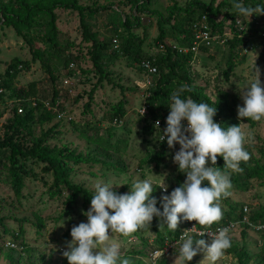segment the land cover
Returning a JSON list of instances; mask_svg holds the SVG:
<instances>
[{
	"label": "rangeland",
	"instance_id": "374dc122",
	"mask_svg": "<svg viewBox=\"0 0 264 264\" xmlns=\"http://www.w3.org/2000/svg\"><path fill=\"white\" fill-rule=\"evenodd\" d=\"M189 1L176 0L181 8H184ZM195 1L208 4L211 0ZM214 2L215 5L223 4L222 11L214 19L215 23L222 22L225 13L235 10L233 0H214ZM256 3L257 1L253 2V4ZM142 4L144 6L140 8ZM253 4L249 3V6L252 7ZM261 4L264 6V0H261ZM79 5L84 9L98 10L96 14L87 13L86 16H89L90 19H86V23L91 26L92 32L100 42H111V51L117 50L120 46L119 41L115 44L112 43L114 40L113 29L116 26L121 27L122 22L125 21L136 25L133 31L139 40L143 41V50L148 54H154L157 53L155 43L158 34L157 22L159 19L167 17L172 2L171 0H80ZM56 15L59 30L58 41L62 49L66 48L62 54V56H66L70 51L76 52L81 44L80 15L77 12L61 9L56 10ZM252 16L256 18V21L253 22L251 17L248 19L246 16L237 20L241 24L243 23L242 25L247 29L250 27L264 29V15L253 14ZM250 36L252 40L247 48H251V50L247 54H243L241 49H237L238 52L236 50L238 56L235 58V66L227 79L224 74L228 67L226 63L229 55L226 43L224 45L216 44L210 50L193 56L188 72L192 78V84L203 88L204 96L202 97L204 99L213 103L218 92H223L228 95L231 102L235 100L233 115L227 121L232 124L239 122L244 131L250 134L244 146L258 159L262 156L259 150L264 148V118L260 121L248 118L247 121L245 118H239L237 111L238 105L243 106L242 91L255 79L254 63L260 68V80L264 85V60H258L262 51L257 45V38ZM167 41L170 42L169 39ZM32 42L34 49L44 50L45 46L40 41L39 32L34 33ZM242 56L244 59L240 62ZM46 58L51 60L50 54H47ZM12 59L30 61L29 48L11 28L0 23L1 83V74ZM50 62L52 72L56 77L53 83L38 62L31 63L29 70H21L14 82V87L18 88H25L29 83L35 82L37 95L28 99V107H34L36 103H40L46 112L54 116L51 123L42 126L35 124L30 127L31 133L27 130L22 131L19 140L24 147L30 146L41 130L58 123L60 125L58 134L49 141L50 145L68 147L77 153L93 156L112 166L123 168V171H105L97 168L75 167L71 177L74 184L94 192L95 184L109 183L116 185L113 186V191L125 194L131 192V185L137 179H150L154 184L151 197L160 201L162 196L158 186L163 181L168 187L174 189L184 183L186 173L179 171L178 165L173 162L175 152L179 150L180 145L176 144L174 148H169L167 138L164 157L158 168L154 164H140L141 159L148 152L161 149L156 146V133L152 136L143 133L142 129L146 126L147 120L139 114L146 98V89L149 87L145 85V82H152L155 79L153 76H146L132 67L128 60L120 58L111 64L108 70L116 82L126 89L124 94L119 89H112L111 86L103 83L93 92L92 97H89V93L97 81L92 73L82 72L80 67V71L71 75L68 74L64 65L55 60ZM81 66L87 67V63L81 64ZM54 88L58 92L55 106L51 101ZM122 97L126 99L125 114L121 119V124L115 125L114 119H112L113 110ZM20 104L13 91L2 89V93H0V138L7 130L13 109H22ZM86 122L92 126L88 132L91 141L79 132L78 127ZM95 133L103 138L109 135L111 144L122 140L125 145L120 146L117 152L108 150L106 146L94 142ZM219 157L223 160L222 156ZM208 166H211L210 160ZM215 166L219 168L218 164ZM31 168L29 176L24 181L22 197L18 200L8 184L4 168L0 165V217L24 220L23 223L6 220L5 224L10 233L4 237L0 233V264H63L68 261L62 252L66 250V243L72 240L71 229L81 222L87 223V217L83 215V212L89 210L90 206L83 209L78 204L72 212H68L64 198L52 199L49 197L48 188L51 184V176L42 171V166ZM261 184L260 181H254L247 192L235 191L231 188V195L222 198L223 209H226L225 200L235 206L246 204L251 210L263 206L264 186ZM241 231H235L233 234L234 238L230 248H243L253 256L258 254L264 245V233L260 234L250 229ZM20 232L19 237L21 238L20 242L24 244L23 248L11 241L12 233L19 234ZM109 235H112V239L120 243L122 258L130 259V264H153L152 257L155 251L151 250L154 248L152 242H154L155 232L150 227L147 228L146 235L139 232L126 237L119 233L112 234L111 230H109ZM144 238L147 239L149 245L153 244L149 249H145L144 244H141ZM10 244L14 247H11ZM181 244L174 246L168 252H163V256L158 258L155 264H175ZM176 264H181V262L177 260ZM193 264H211V262L205 259V253L200 251L193 257ZM215 264H239V260L237 256L229 254L225 250L223 257ZM247 264H264V261L253 257Z\"/></svg>",
	"mask_w": 264,
	"mask_h": 264
},
{
	"label": "trees",
	"instance_id": "16d2710c",
	"mask_svg": "<svg viewBox=\"0 0 264 264\" xmlns=\"http://www.w3.org/2000/svg\"><path fill=\"white\" fill-rule=\"evenodd\" d=\"M80 0H0V23L3 26L11 28L17 37H20L29 48L31 55L30 61H22L18 59H12L6 69L1 74L2 77V89L7 91H13L15 97L20 101L22 106V113H18L19 108H14L12 112V118L9 120L7 130L4 132L3 137L0 138V165L6 172L8 184L12 190L13 195L19 200L22 197V190L24 189V181L29 176L32 168L41 167L42 171L51 176V184L48 188L49 197L54 199L58 197L64 198V203L68 212H72L74 207L78 204L86 209L91 206V196L93 191H89L81 185L72 183L71 177L75 167H86L87 169L98 170H118L123 171V168L118 166H112L103 160H100L93 156L83 155L69 149L68 147H60L56 145H50L49 141L58 134V123L51 127L41 130V133L36 136L30 143V146L24 147L19 140V136L22 131L27 130L29 133L30 127L35 124L44 125L52 122L53 115L45 111L42 104L36 103L34 107H28V99L34 98L37 95L36 83L31 82L25 88L14 87V82L21 70H29L30 64L38 62L41 68L49 76V79L53 83L56 79L52 72L51 60L57 61V63L64 65L67 68L68 74L73 75L81 67L82 72L92 73L97 81L89 93V97H92L93 92L100 87L103 83L111 86L112 89H119L124 94L126 90L119 85L112 77V73L108 68L116 60L124 58L128 60L132 67L137 71L147 75L143 69V63L150 62V64L156 68V73L147 75L153 76L151 85L146 89V98L144 104L146 106L145 119L147 120L146 126L143 127V133L146 135H154L157 130L153 125V122L164 118L170 112V104L172 100L171 95L181 89L183 85H187L190 90L181 91L180 98H191L197 103H208L210 106H215L217 109L216 115L213 117L214 122L219 123L222 127H230L233 125H239V122H228V118L233 115V107L235 106V100L231 102L228 95L223 92H218L215 102H210L204 99L203 88L192 84V78L188 72V68L191 65L193 55L178 54L171 48H165L164 52L158 51L160 44L166 43L169 39L171 42L178 46H189L193 37L194 25L200 20L201 16L206 15L209 18V24L212 31L222 33L225 30H231L234 33L232 39L227 41L229 48V55L227 60V70L224 73L226 79L232 72V68L235 66V58L238 56L237 49H241L248 46L249 41L244 36L243 32L237 31L235 23L237 19L245 17L238 13L235 9L233 12H227L224 14V20L222 22L215 23L214 19L222 11L223 4L218 3L215 5L214 0H211L208 4H202L195 0H190L184 8H181L176 0H171L172 6L169 9V13L166 18H161L157 22L158 34L155 38L157 45V53L148 54L143 50V41L139 40L135 35L133 29L136 25L122 22L121 27H114L113 34L114 40L119 41L120 46L117 50H110L111 42H100L91 30V26L86 23V19H90L89 14H96L97 9L90 10L88 8H81L79 5ZM253 4V2H256ZM235 3H242L249 6V3L253 4L252 7L261 5V0H233ZM144 4L140 6L142 8ZM69 10L77 12L80 15V26L82 29L81 37L82 41L76 52H69L66 56H62L66 51V48L62 49L59 44V30L57 27V15L56 10ZM89 11V12H88ZM227 21V22H225ZM243 24V23H242ZM236 31V32H234ZM40 33V41L44 44V50H36L33 47L34 33ZM248 34L257 38V45L262 47L259 61L264 60V29L262 28H248ZM209 49H202L201 52H205ZM237 50V52H236ZM50 54V59L46 58V55ZM244 57L239 60L242 62ZM87 63V67H82L81 64ZM73 65V69L69 70V65ZM80 71V70H79ZM128 90V89H127ZM58 92L53 89L52 105L55 106ZM126 99H122L114 107L112 119L121 121L123 118L124 103ZM88 107V104H86ZM21 109V108H20ZM245 120H249L245 118ZM80 134L87 140L91 141L88 136V132L92 126L86 122L82 126H79ZM95 143L106 146L108 150L118 151L120 146H124L122 140L116 144H111L109 135L105 138L99 137L97 133ZM157 147L161 149H154L141 159L140 164H154L158 168L163 160L165 151V141L162 143H156ZM250 154V159L247 162H241L240 167L243 168V172H233L230 169L224 167L223 160L218 156L217 163L219 168L230 175L232 188L235 191L247 192L250 190L254 181H260L264 186V148L259 150L262 154L261 158H256L250 150H247ZM204 186H208V182H203ZM172 188V187H170ZM174 189V188H172ZM160 192V188H159ZM160 195L163 196L160 192ZM222 199L220 203H222ZM226 209L223 211V218L218 223H214L211 227L224 222H236L242 218L241 206H235L225 200ZM156 207L163 211L162 200L157 201ZM110 214L112 211L109 210ZM251 221L264 222V205L258 206L256 210H253L249 216ZM6 220H15L18 223H23L24 220H16L10 217H0V233L2 237L10 233L6 227ZM187 221H181L177 230L173 231L167 228L166 223L160 228L162 219L154 216L151 222L150 228L155 232L154 235V248L155 250H161L166 240L175 241L177 236L185 226ZM34 225V224H33ZM200 226V225H199ZM202 227V226H200ZM243 228L241 232L246 230ZM146 235L147 228L138 230L135 232ZM264 233V231L259 232ZM18 234L11 235L12 242L16 243L18 247L23 248L22 242ZM231 238V245L233 242V236ZM141 244H144L145 249H149L153 244H148L146 238L142 239ZM195 247V244H194ZM229 254H233L238 257L239 264H247L253 257H256L260 261H264V245L260 252L256 255L247 253L243 248H229L227 249ZM63 264H69V261H65ZM187 264H193V259L188 261Z\"/></svg>",
	"mask_w": 264,
	"mask_h": 264
},
{
	"label": "clouds",
	"instance_id": "9594fccd",
	"mask_svg": "<svg viewBox=\"0 0 264 264\" xmlns=\"http://www.w3.org/2000/svg\"><path fill=\"white\" fill-rule=\"evenodd\" d=\"M233 7L248 19L253 14L264 15V6L261 5L245 7L242 3L234 2ZM253 72L255 79L242 91L243 106L238 105L237 111L241 119L260 121L264 118V85L256 63ZM187 90H190L188 86L183 85L171 95L167 127L158 136L161 142L167 138L169 148L180 145L173 162L178 165L179 171L186 173L184 183L172 190L170 195L162 196L163 211L156 207L157 200L151 197L154 184L150 179H137L131 185V192L125 194L113 191L116 185L95 184L91 206L83 212L87 223L81 222L72 227V240L66 243V250L62 252L69 264H130V259L122 258L121 245L112 239L109 230L112 234L129 237L138 230L149 229L154 216L162 219L160 228L166 223L167 228L173 231L177 230L182 220L197 221L202 227H211L222 220L220 201L231 195L232 183L230 175L215 166L217 157H223L226 169L242 173L244 170L240 163L250 159L244 146L250 134L240 125L225 128L214 122L216 107L204 102L197 103L190 97L180 98V92ZM185 120L187 127L182 124ZM159 125L160 121L157 120L155 127L159 129ZM209 160L211 166H208ZM204 181L208 182V186L203 185ZM158 187L164 192L168 190L164 181ZM193 231L195 227L184 230L180 236L183 243L176 261L179 260L181 264L191 261L200 251L205 253V259L215 264L231 247L230 227L196 233L199 237L207 234L210 243L203 238L195 239L190 235ZM162 256L163 252L154 253L153 264Z\"/></svg>",
	"mask_w": 264,
	"mask_h": 264
},
{
	"label": "built area",
	"instance_id": "2783aa9c",
	"mask_svg": "<svg viewBox=\"0 0 264 264\" xmlns=\"http://www.w3.org/2000/svg\"><path fill=\"white\" fill-rule=\"evenodd\" d=\"M251 20L254 22V21H256V18L251 16ZM235 26L237 27V31L243 32L244 34H246L244 36V38L246 37L249 42L252 40L251 36L248 34V29L245 28V26H243L238 20L236 21ZM234 32H236V31H234ZM233 36H234V33H232L231 30H225L222 33H218V32L214 33L212 31V28H211L210 24H209V18L206 15H203V16H201L200 20L194 25L193 37L191 39V43H190L189 46L181 47V46H178L177 44H175V43H173L171 41L170 42L166 41V43L160 44L158 46V51L159 52H164L165 48L167 46V47L171 48L173 51H176L178 54L191 53L193 56H196V55H198L201 52L202 49H209L210 50L216 44L217 45H224L225 43H227V41L229 39H232ZM112 43L115 44L116 40H113ZM247 47L248 46L243 47V49H242V53L243 54H247V53H249V50H251V48H247ZM263 47H264V39H263ZM260 48L262 49V47H260ZM72 68H73V65L72 64L69 65V69H72ZM143 69L145 70L147 75H151V74H155L156 73V68L153 67L150 64V62L143 63ZM1 85H2V83H1V80H0V93H2ZM145 85L146 86L147 85L150 86L151 82L150 81H146ZM143 111H144L143 116H145V113H146L145 104H143L142 107L140 108L139 114L142 115ZM17 112L19 114L22 113V109L19 108ZM168 114L164 118L159 120L160 121L159 129L155 127V122L157 120L153 122V125L156 128V130H157L156 135H155V140L158 143H162L158 139V136L162 135L164 130L167 127L166 118H167ZM121 122L122 121L118 122V121L114 120V124L115 125L121 124ZM182 124L185 127H187V122L186 121H182ZM165 140H166V138H165ZM172 190H174V189L168 187L167 192H164L160 188V192H161V194L163 196L164 195H170ZM241 210H242V218L240 220H238L236 222H224V223L218 224V225L213 226V227H200L198 225L197 221H187L185 226L182 228L181 232L177 236V239L175 241L166 240L165 243H164L163 248L161 250H155V253L157 251L168 252L174 246L183 243V241L180 240V236L182 235L183 231L187 230V229H191L193 227H195V231L191 232L190 235H192L195 239L203 238L208 243H210L211 241H210V239H209L207 234H205L204 237H199V236L196 235V233H198L200 231H205V232L212 231V232H215L218 228H223V227H230V229H231V231L229 233L230 237L233 236L235 231H238V230L241 231L243 228H247V229L253 230L255 232L264 231V227H261V226H264V222H255V221H251L250 220L249 216H250V214H251V212L253 210H251L248 205H246V204L242 205ZM10 246L14 247V245H12V244H10Z\"/></svg>",
	"mask_w": 264,
	"mask_h": 264
}]
</instances>
